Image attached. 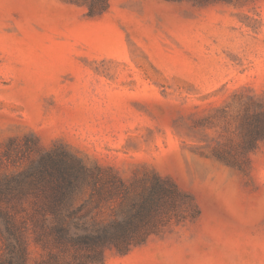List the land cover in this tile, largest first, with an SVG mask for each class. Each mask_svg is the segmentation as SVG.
I'll return each mask as SVG.
<instances>
[{"label":"rangeland","instance_id":"rangeland-1","mask_svg":"<svg viewBox=\"0 0 264 264\" xmlns=\"http://www.w3.org/2000/svg\"><path fill=\"white\" fill-rule=\"evenodd\" d=\"M108 2L0 0V174L31 137L136 189L177 186L179 217L94 264H264V139L241 129L264 105V0Z\"/></svg>","mask_w":264,"mask_h":264},{"label":"trees","instance_id":"trees-1","mask_svg":"<svg viewBox=\"0 0 264 264\" xmlns=\"http://www.w3.org/2000/svg\"><path fill=\"white\" fill-rule=\"evenodd\" d=\"M87 1L90 16L109 8L108 0ZM252 104L257 109L247 107L241 129L254 149L264 139V105ZM3 156L8 164L25 165L0 174V264L98 263L107 249L125 254L144 243L185 204L168 179L154 176L136 189L112 167H90L67 148L45 149L31 137L19 145L11 140ZM114 203L110 217L101 219L102 209ZM31 241L40 249L38 259L31 258Z\"/></svg>","mask_w":264,"mask_h":264}]
</instances>
